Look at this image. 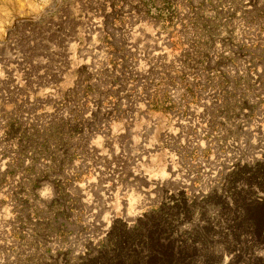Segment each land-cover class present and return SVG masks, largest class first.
<instances>
[{
  "label": "rangeland",
  "instance_id": "obj_1",
  "mask_svg": "<svg viewBox=\"0 0 264 264\" xmlns=\"http://www.w3.org/2000/svg\"><path fill=\"white\" fill-rule=\"evenodd\" d=\"M0 264H264V0H0Z\"/></svg>",
  "mask_w": 264,
  "mask_h": 264
},
{
  "label": "bare ground",
  "instance_id": "obj_2",
  "mask_svg": "<svg viewBox=\"0 0 264 264\" xmlns=\"http://www.w3.org/2000/svg\"><path fill=\"white\" fill-rule=\"evenodd\" d=\"M146 78L147 77H145V79ZM173 95L174 94H171L172 99L174 101L175 110L173 112L172 123L168 124V125L164 124V125L160 126L158 121L155 118H153L152 121L149 124L144 126V129H141L140 131H138V133L143 132V134H141V137H143V148H144V150H142V154L141 155L146 156L149 153V151L150 152L151 151L162 152L163 149H165L164 147H166L167 145H170V144H173V145H175L177 147V96L174 97ZM125 99L127 100L126 97H125ZM126 103L128 104V102H126V101L121 102V104H123V105H125ZM134 108L136 110V114L134 115V113H133L134 116H132V117L134 119H136L137 115L139 113L144 114V109L146 108V103L143 102V103H140V104H136V105H134ZM122 110H124V109H122ZM144 115L147 116L146 114H144ZM144 115H143V117H144ZM146 119H148V118H146ZM127 120H128V118H127ZM131 121H133V120H131ZM131 133L135 134L136 131H132ZM150 146H152L153 148L150 149ZM146 148H148V149H146ZM141 155L138 154V157H141Z\"/></svg>",
  "mask_w": 264,
  "mask_h": 264
}]
</instances>
